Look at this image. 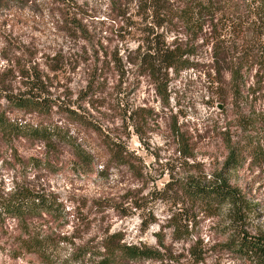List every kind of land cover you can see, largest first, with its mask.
I'll list each match as a JSON object with an SVG mask.
<instances>
[{"label": "rangeland", "instance_id": "obj_1", "mask_svg": "<svg viewBox=\"0 0 264 264\" xmlns=\"http://www.w3.org/2000/svg\"><path fill=\"white\" fill-rule=\"evenodd\" d=\"M138 5L0 0V94L37 82L51 104L46 115L25 114L0 97V110L54 129L48 141L0 132V191L44 201L23 221H5L0 264H95L88 251L109 235L161 253L118 264H254L232 236H264V81L250 70L231 97L226 77L229 96L219 99L205 48L158 82L142 75ZM231 147L238 161L229 167ZM219 175L244 196L239 219L228 203L187 192ZM35 237L51 263L23 247Z\"/></svg>", "mask_w": 264, "mask_h": 264}, {"label": "trees", "instance_id": "obj_2", "mask_svg": "<svg viewBox=\"0 0 264 264\" xmlns=\"http://www.w3.org/2000/svg\"><path fill=\"white\" fill-rule=\"evenodd\" d=\"M144 26L140 32L143 52L138 64L141 74L158 82L166 78L169 69L179 71L192 66L190 59L199 49L209 51L212 81L219 85L218 98L226 101L227 91L222 88L229 78L231 97L240 93L244 76L255 69L258 81H264V0H137ZM172 34V39H168ZM37 82L31 90L16 94H0L13 109L25 113L46 115L51 104L44 97ZM0 92H2L0 90ZM54 129L42 123H25L11 119L0 110V132L4 135L28 136L48 141ZM122 155V154H120ZM238 153L230 148L226 163L237 165ZM187 192L194 199L208 206L228 203L233 218L239 219V208L244 196L225 176H213L207 185L187 183ZM44 206L42 195L25 193L14 189L11 193L0 191V229L7 219L21 220L34 215L38 207ZM236 219V221H237ZM177 233V228L175 230ZM239 237V239H237ZM232 236L239 252L254 264H264V236L252 237L241 234ZM177 239V238H176ZM23 247L36 253L43 261L52 262L54 256L45 240L27 238ZM95 264H118L128 260H158L161 253L156 247L146 244H127L120 237L109 235L102 239L100 247L90 250ZM93 256V257H94Z\"/></svg>", "mask_w": 264, "mask_h": 264}]
</instances>
